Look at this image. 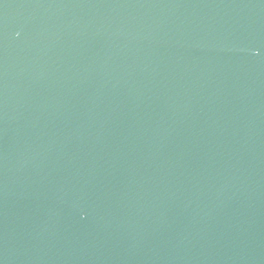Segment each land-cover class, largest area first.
<instances>
[{"label":"water","instance_id":"1","mask_svg":"<svg viewBox=\"0 0 264 264\" xmlns=\"http://www.w3.org/2000/svg\"><path fill=\"white\" fill-rule=\"evenodd\" d=\"M0 264H264V0H0Z\"/></svg>","mask_w":264,"mask_h":264}]
</instances>
